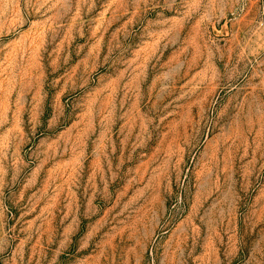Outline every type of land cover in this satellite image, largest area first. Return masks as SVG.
Listing matches in <instances>:
<instances>
[{"label":"rangeland","instance_id":"obj_1","mask_svg":"<svg viewBox=\"0 0 264 264\" xmlns=\"http://www.w3.org/2000/svg\"><path fill=\"white\" fill-rule=\"evenodd\" d=\"M0 264H264V0H0Z\"/></svg>","mask_w":264,"mask_h":264}]
</instances>
